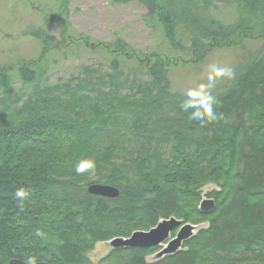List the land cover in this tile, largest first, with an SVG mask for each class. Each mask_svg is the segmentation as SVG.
Instances as JSON below:
<instances>
[{
  "label": "trees",
  "instance_id": "16d2710c",
  "mask_svg": "<svg viewBox=\"0 0 264 264\" xmlns=\"http://www.w3.org/2000/svg\"><path fill=\"white\" fill-rule=\"evenodd\" d=\"M113 1L142 4L173 48L184 39L200 60L256 30L264 36V0H234L238 15L229 24L212 13L215 2L227 0ZM32 35L44 49L54 48L55 38L43 29ZM150 57L138 65L149 80L137 88L139 97L116 98L119 85L103 91L108 85L98 79L99 88L91 90L99 94L82 95L84 86L68 84L69 97L57 104L41 93L16 109L17 100L0 99V264L28 255L49 264H89L85 256L96 243L128 238L171 217L206 227L159 260H146L158 247L118 248L103 262L264 264V55L251 58L216 95L218 118L203 123L182 111L184 99L165 100L169 67ZM120 74L114 58L110 80ZM18 75L23 84L37 79L24 66ZM8 80L1 69L3 93L11 90ZM81 161H92L95 175H78ZM90 184L114 187L119 195H90ZM211 184L218 189L206 197L214 206L200 211L201 189ZM18 189L27 193L23 207Z\"/></svg>",
  "mask_w": 264,
  "mask_h": 264
},
{
  "label": "rangeland",
  "instance_id": "374dc122",
  "mask_svg": "<svg viewBox=\"0 0 264 264\" xmlns=\"http://www.w3.org/2000/svg\"><path fill=\"white\" fill-rule=\"evenodd\" d=\"M235 6L234 0L215 2L212 13L224 23H233L238 15ZM257 26L261 28V23ZM39 28L55 38L54 48L44 49L34 38L32 32ZM259 32L256 30L234 45L213 48L200 60L193 56L184 39L179 47L173 48L164 38L161 26L147 20L145 8L137 1L0 0V70L7 71L11 89L4 93L0 89V99L17 100L13 107L16 109L41 93L48 94L57 104L69 97L68 84L70 88L77 84L84 86L80 89L82 95L89 91L94 92L93 96L99 94L91 90L99 88L101 81L98 79L108 85L101 86L103 91L114 89L112 84L119 85L113 94L116 98L139 97L137 88L149 80L140 73L138 65L152 62L154 58L150 56L154 55L169 67L170 84L165 100L172 103L183 100V93L189 87L206 83L208 65L233 67L235 77L220 80L213 90L216 96L233 84L251 58L264 55V36L258 35ZM114 58L119 61L122 74L110 80ZM22 66L35 71L37 79L34 82L22 83L18 75ZM167 102L164 101V106L170 107ZM170 109L165 112H173ZM215 189L218 187L213 184L203 187L201 199ZM204 227L206 224L197 225L194 235ZM167 241L146 257L147 262L155 261V254ZM112 249L109 241L98 242L85 258L89 264H105L103 259Z\"/></svg>",
  "mask_w": 264,
  "mask_h": 264
},
{
  "label": "water",
  "instance_id": "95a60500",
  "mask_svg": "<svg viewBox=\"0 0 264 264\" xmlns=\"http://www.w3.org/2000/svg\"><path fill=\"white\" fill-rule=\"evenodd\" d=\"M86 191L90 195L100 196L104 198L113 199L118 197L119 191L111 186L104 184H90L87 186ZM214 206L212 199L204 198L199 204V210L207 212ZM196 225L190 223H183L174 217L164 219L148 231L133 232L128 238H114L109 241L111 248H131V249H145L157 247L162 245L165 241V246L155 254L154 259L159 260L164 256L172 255L179 251L183 242L190 239L195 230ZM176 230L174 237L170 238L171 232ZM8 264H23L19 260H12ZM38 264H49L47 262H38Z\"/></svg>",
  "mask_w": 264,
  "mask_h": 264
},
{
  "label": "clouds",
  "instance_id": "9594fccd",
  "mask_svg": "<svg viewBox=\"0 0 264 264\" xmlns=\"http://www.w3.org/2000/svg\"><path fill=\"white\" fill-rule=\"evenodd\" d=\"M235 77V70L229 65L210 64L207 67L206 83H199L194 87H189L183 93L184 100L182 111L189 114V119L199 122H212L218 118L215 106L219 103L218 98L213 94L217 83L223 79H232ZM75 171L78 175L87 173L95 175V164L92 161H81ZM27 193L24 189H18L15 192V198L20 201L23 207V199ZM36 236L42 237L43 233L36 232ZM23 264H38V258L35 255H28L24 258Z\"/></svg>",
  "mask_w": 264,
  "mask_h": 264
},
{
  "label": "bare ground",
  "instance_id": "6f19581e",
  "mask_svg": "<svg viewBox=\"0 0 264 264\" xmlns=\"http://www.w3.org/2000/svg\"><path fill=\"white\" fill-rule=\"evenodd\" d=\"M147 68V67H146ZM152 99V98H151ZM151 103V102H150ZM38 114V113H37ZM156 123V122H155ZM171 124V123H170Z\"/></svg>",
  "mask_w": 264,
  "mask_h": 264
}]
</instances>
